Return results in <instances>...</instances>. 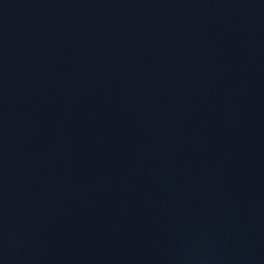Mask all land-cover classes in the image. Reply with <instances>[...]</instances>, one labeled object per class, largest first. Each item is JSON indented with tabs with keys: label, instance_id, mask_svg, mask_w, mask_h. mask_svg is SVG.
<instances>
[{
	"label": "water",
	"instance_id": "95a60500",
	"mask_svg": "<svg viewBox=\"0 0 264 264\" xmlns=\"http://www.w3.org/2000/svg\"><path fill=\"white\" fill-rule=\"evenodd\" d=\"M0 264H264V0H0Z\"/></svg>",
	"mask_w": 264,
	"mask_h": 264
}]
</instances>
